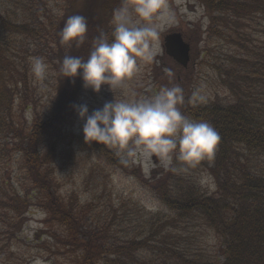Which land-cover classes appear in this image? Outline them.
I'll list each match as a JSON object with an SVG mask.
<instances>
[{"label": "rangeland", "instance_id": "obj_1", "mask_svg": "<svg viewBox=\"0 0 264 264\" xmlns=\"http://www.w3.org/2000/svg\"><path fill=\"white\" fill-rule=\"evenodd\" d=\"M205 1L207 0H165L173 20L162 29V48L158 57L141 66L116 93L108 86L102 87L99 94L84 87L76 105L87 104L91 114L106 102H114L115 95L117 100L139 99L158 94L162 87L176 84L184 89L185 95V102L179 105L180 110L190 119L196 120L185 113L184 106L197 107L188 103V97L201 84L205 86L208 101L198 106L215 103L222 106L235 105L237 97L228 85L233 79L238 84L242 83L240 76L246 68L238 66L241 59L253 61L256 54L264 53V13L253 9L252 12L256 13L239 16L238 12H220L218 9L210 11ZM120 5L121 0L116 8ZM63 6L62 0H43L41 11L38 12L36 0H0V17L8 18L7 14H10L15 19L16 15L21 23L19 28L23 31L24 27L21 25H25L28 30L27 33L19 30L4 36L10 40L8 54L16 64L13 74L17 73V78L19 73L17 80H22L18 90L25 84L29 91L27 102H23L21 107L19 102L15 104L17 116L23 118L29 128H32L37 116L42 121L48 118L60 94L57 45H63L59 43L60 39L55 38L57 33L50 28L49 20L55 18V25L59 26L64 13ZM216 16L239 24L235 26V32L228 41L211 37L212 19ZM110 17L108 29L111 31L114 30L111 23L113 14ZM38 24L49 26L50 30H39ZM53 33L55 37H51L50 34ZM175 33H180L191 46L188 68L177 65L166 53L164 38ZM47 47L52 51L47 52ZM66 54L76 55L74 50L70 53L68 49L62 55ZM218 55L222 56L221 61H225L227 76L226 72L221 74L214 66V63L221 62L215 59ZM33 57H43L49 66L43 90L41 82L31 71ZM228 59L232 61H227ZM251 89L255 90L256 87ZM259 89L258 98L264 104V84ZM27 103L29 109L25 108ZM67 127L78 137L67 148V157L74 160L59 161L53 171L59 180L56 193L70 214V228L78 236H71L69 228L60 222L59 213L55 212L56 215L50 216L35 204L25 215V221L19 229L12 226L14 214H11V222L9 218H4V223L0 221V264H80L84 255L81 247L91 239L96 241L95 238L99 240L96 242V264H102L104 253L111 252L114 245L123 246L128 239L148 237L156 225L155 220L148 222V219L158 216L157 213L166 217V220L161 219L163 224L177 220L178 229L173 231L180 236L176 245L186 246L189 255L203 256V260L216 263L224 260L218 234L204 225L201 219L178 220L176 214L166 210L160 203L156 187L162 184L163 181L159 182L161 179L168 178V190L171 194L178 192L183 183L190 182L202 193L215 195L218 187L211 169L215 165L217 150L211 158L203 159L186 171H172L173 167H184L175 158L173 164L166 169L155 156L150 160L137 157L127 164L121 162V167L113 166L98 153L78 143L80 138H84L83 122L74 108ZM109 150L115 154L114 150ZM12 159L11 156L10 161ZM14 161L17 168L14 166L13 172L19 174L16 157ZM5 167L6 160L0 154V174L3 176L7 174ZM235 175L239 177L236 173ZM170 225L168 224L169 227ZM152 237V243L140 245L136 242L134 248L137 253L130 258L136 257L140 261L137 264H159L154 261L157 256L153 252H160L157 246L160 243L156 237Z\"/></svg>", "mask_w": 264, "mask_h": 264}, {"label": "trees", "instance_id": "obj_2", "mask_svg": "<svg viewBox=\"0 0 264 264\" xmlns=\"http://www.w3.org/2000/svg\"><path fill=\"white\" fill-rule=\"evenodd\" d=\"M62 1L64 13L60 25H55V18L49 20L50 28L57 33L56 37L55 33L50 34L51 37L60 39L59 33L67 17L75 14L87 18L89 31L85 44L79 48L74 44L71 47L57 45L59 66L66 49L70 50V53L74 50L76 54L74 56L86 60L92 49L93 40L101 31L111 40L113 30L108 29V20L119 2V0ZM36 2L37 11H41L43 0ZM204 3L210 11L218 9L220 12H238L239 16L256 11L264 13V0H207ZM253 9L256 11L252 12ZM7 15L8 18L0 17V154L6 160L7 172L4 176L0 174V221L4 223V218H9L11 222L13 220L11 214H14L12 226L19 229L25 221V215L36 204L37 208L45 210L50 216L56 215L55 212L59 213L60 222L68 227L71 236H74L76 231L70 228V214L55 190L59 180L53 169L59 161L74 160L67 157V148L78 137L67 125L73 112V105L77 104L84 90V82L79 76L74 82L66 79L59 71L60 94L54 102L52 111L44 121L37 116L32 128H29L24 119L19 118L15 112L16 103L19 102L21 107L23 102L28 101L29 91L25 84L18 90L22 80H17L20 77L19 73L17 78L15 77L17 73L13 74L16 64L8 54L10 40L4 36L6 33L21 30L19 28L21 23L16 15L15 19H12L10 14ZM212 22L211 37L226 41L235 32V26L239 25L229 22L222 16L213 17ZM21 26L24 27L21 31L27 33L26 26ZM49 26L38 24L39 30H50ZM51 51L47 47V52ZM215 59L221 61L222 56L218 55ZM224 63L223 59L219 63H214V66L221 74L226 72L227 76ZM237 64L240 67L245 66L246 69L240 76L241 84L233 79L228 85L237 97L235 105L222 106L215 103L208 106H184L186 114L196 120L210 123L219 133L220 143L217 147L215 165L211 169L218 187L215 195L208 196L202 193L190 182L183 183L178 192L171 194L168 190V178L161 179L159 182L163 181L162 184L156 185L158 200L166 210L176 214L178 220L201 219L204 225L218 234L224 260L216 263L203 260V256L189 255L186 246L176 245L180 236L173 231L178 229L177 220L163 224L161 219L166 220V217H161L162 214L157 213L158 216L148 219V222L156 221L148 237L128 239L123 246L114 245L111 252L104 253L102 264L139 263L136 257L130 258L137 253V249L134 248L136 242L140 245L152 243L154 240L152 236L160 243L157 244L160 252H153V255L157 256L154 261L159 264H264V104L258 98L259 86L264 84V53L256 54L253 61L241 59ZM251 87L256 89L252 90ZM25 108L29 109L28 103ZM78 143L98 153L113 166L123 165L117 155L104 145L95 142L88 144L84 138H80ZM14 157L19 164V174L13 172L14 166L17 168ZM235 173L239 177H236ZM168 224H171L170 227ZM77 236L78 234H75L74 238ZM95 240L91 239L81 247L84 255L80 264H96V242L99 240L96 238Z\"/></svg>", "mask_w": 264, "mask_h": 264}, {"label": "clouds", "instance_id": "obj_3", "mask_svg": "<svg viewBox=\"0 0 264 264\" xmlns=\"http://www.w3.org/2000/svg\"><path fill=\"white\" fill-rule=\"evenodd\" d=\"M173 20L165 0H121L113 12L114 30L103 31L92 42L85 60L65 55L60 74L74 82L82 78L85 89L99 94L108 86L113 93L146 63L153 62L161 52L162 29ZM88 20L75 14L67 17L60 33V43L79 48L88 35ZM49 66L43 57H33L31 71L41 82L47 79ZM208 96L201 84L188 97L193 106L206 104ZM185 102L184 89L176 84L162 87L158 94L139 99H116L89 113L87 104L73 105L83 122L85 142L112 149L124 164L137 157H157L167 169L173 160L182 162L186 171L205 158H211L220 143L216 129L206 121L184 115L179 105Z\"/></svg>", "mask_w": 264, "mask_h": 264}, {"label": "water", "instance_id": "obj_4", "mask_svg": "<svg viewBox=\"0 0 264 264\" xmlns=\"http://www.w3.org/2000/svg\"><path fill=\"white\" fill-rule=\"evenodd\" d=\"M166 53L182 67H187L190 63L191 46L186 43L180 33H175L165 37Z\"/></svg>", "mask_w": 264, "mask_h": 264}, {"label": "flooded vegetation", "instance_id": "obj_5", "mask_svg": "<svg viewBox=\"0 0 264 264\" xmlns=\"http://www.w3.org/2000/svg\"><path fill=\"white\" fill-rule=\"evenodd\" d=\"M186 68H188V67H186Z\"/></svg>", "mask_w": 264, "mask_h": 264}]
</instances>
